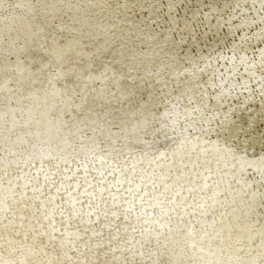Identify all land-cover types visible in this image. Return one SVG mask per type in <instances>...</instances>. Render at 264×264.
<instances>
[{
  "label": "bare ground",
  "instance_id": "obj_1",
  "mask_svg": "<svg viewBox=\"0 0 264 264\" xmlns=\"http://www.w3.org/2000/svg\"><path fill=\"white\" fill-rule=\"evenodd\" d=\"M18 1L0 5L5 9L0 13V150L5 149L0 151V264H119L137 258L143 239L157 242L168 227L178 232L177 223L188 237L159 264L255 261L259 250L247 245L251 240L261 245L264 239L259 195L264 189L245 174L240 176L248 185L239 194L240 184L229 173L221 175L222 188L217 189L216 154L211 156L208 148L213 153L218 144L204 146L205 132L193 127L204 126L194 117L206 110L205 104L217 105L215 99L232 106L235 125L236 119L253 115L249 104L241 102L247 83L257 86L264 79V64L255 61L264 40L249 45L254 40L245 31L264 34V26L249 24L259 11L247 8L252 0H119L106 20L82 14L56 19L60 7L51 1L64 7L70 0ZM129 20L142 21L134 25ZM152 29L165 36L155 35L160 39L153 41ZM63 34L65 41H56ZM118 37L122 43L116 46ZM137 54L140 61L134 60ZM148 56L152 69L143 59ZM219 60L221 69L214 66ZM142 62L139 74L128 72ZM162 67L173 71L161 74ZM164 81L165 92L178 88L185 93L178 108L173 107L176 93L166 104L162 101ZM177 113L178 128L172 125ZM183 129L195 134H181ZM101 139H108L107 146ZM114 141L122 144L114 148ZM183 154L188 160L189 155L199 157L193 166L201 171L204 187L189 197L177 196L178 180L189 171ZM155 180L160 184L152 185ZM149 206L158 211H148ZM228 206L231 211L225 210ZM85 231L99 235L96 244ZM155 247L165 251L164 244ZM156 259L148 264H158Z\"/></svg>",
  "mask_w": 264,
  "mask_h": 264
},
{
  "label": "rangeland",
  "instance_id": "obj_2",
  "mask_svg": "<svg viewBox=\"0 0 264 264\" xmlns=\"http://www.w3.org/2000/svg\"><path fill=\"white\" fill-rule=\"evenodd\" d=\"M15 2H19L18 0H14ZM91 1V2H90ZM104 1V2H103ZM107 1H109V2H107ZM113 1V2H112ZM117 1V2H116ZM209 1H215V0H209ZM258 1V2H257ZM252 0L249 4H247V8H249V6L251 7V8H254L255 6V8H258V10L260 11H258V12H254V14H255V16L252 18V19H249V21H250V23L249 24H253V25H256L257 23H259V26H264L263 25V23H264V0H262V1H260V0ZM87 2V3H86ZM111 2V3H110ZM213 2H211V3H213ZM21 3V2H20ZM51 3L52 4H54V5H57V4H59V7L60 8H58L57 9V12L58 13H56V11H54L55 12V14H56V19H58V18H63V17H61V16H65V17H71L70 15H72V16H76V17H82V16H91V17H95V18H97V19H103V20H106L107 18H108V16L109 15H111V14H114L113 13V11L116 9L115 8V6L119 3V0H87V1H83V0H70V2H68L66 5H64V7H62L61 5H60V3H57V2H52L51 1ZM65 3V2H64ZM94 3V4H93ZM258 3V4H257ZM24 4V3H23ZM110 4V5H109ZM45 5V4H44ZM96 5V6H95ZM98 5V6H97ZM122 5V6H121ZM121 5H120V7H121V9H122V7H126L125 6V2L123 1L122 3H121ZM90 6V7H89ZM101 6V7H100ZM73 7V8H72ZM254 8V9H255ZM256 10V9H255ZM79 11H82V12H79ZM89 11H91L92 13L89 15ZM99 11H101V12H99ZM112 11V12H111ZM132 10H129V12H131ZM153 11H156V9H154ZM41 12H47V11H42L41 10ZM105 12V13H104ZM0 13L1 14H5V9H0ZM95 13V14H94ZM106 13H108V14H106ZM121 13V12H120ZM262 13V14H261ZM81 14H82V16H81ZM93 14V15H92ZM102 14V15H101ZM130 14V13H129ZM120 17L121 16H123V18H125V19H128L129 17H127L126 18V16H124V15H119ZM130 16V15H129ZM49 17V16H48ZM51 20H53L51 17H49ZM115 18V17H114ZM260 18V19H259ZM153 21L152 22H150V25L149 26H151V25H153L154 23H155V16H154V19H152ZM126 21V20H125ZM124 21V22H125ZM130 22H132V24H134L135 25V23L137 22V21H142V20H135V22L134 21H131V20H129ZM145 21H147V20H145ZM253 21V22H252ZM255 22V23H254ZM262 25H261V24ZM65 23H63V25H64ZM129 25V24H128ZM133 25V26H134ZM129 26H131V25H129ZM166 26V25H165ZM172 29V28H171ZM156 29H152V33H151V35L149 36L151 39H153V41H156V40H158V39H160L161 37H163V36H165L164 34H161V32L163 31H161V32H156L155 31ZM246 31V33H249V34H251V40H254V42H251L249 45H252V44H254V43H257L258 44V46H260V41H261V39H262V41L264 40V38H262V35H264V34H262L261 32H259V31H257V30H245ZM166 32H167V30H166ZM158 33H160V36L158 35ZM253 33V34H252ZM153 34V35H152ZM257 34V35H256ZM155 35L156 36H158V37H160V38H153V37H155ZM261 35V36H260ZM66 37H67V35H64L63 34V37H61V38H59L58 40H56V41H59V43H61V42H64L65 41V39H66ZM121 38H122V36H120ZM120 37H118V40L117 41H115V45L117 46H119L120 45ZM146 38V37H145ZM40 39L41 40H43L42 39V36L40 37ZM53 39H54V37H53ZM84 39V38H83ZM124 39V38H123ZM256 39H258L257 41H256ZM54 42H56L55 40H53ZM83 41H85V40H83ZM148 41H150V40H148ZM261 41V42H262ZM118 43V44H117ZM122 43V42H121ZM44 44V43H43ZM256 44V45H257ZM53 45H56V44H53ZM122 45V44H121ZM215 45V44H214ZM31 46H34L33 45V43L31 44ZM30 46V47H31ZM218 46H219V44H218ZM56 46H53V48H55ZM226 47H228V45L226 46ZM123 48V47H122ZM125 48V47H124ZM112 49H115L114 47L112 48ZM119 49H121V48H119ZM116 51H114L115 53H117V49H115ZM218 50H220V48L218 47L217 48V52H218ZM216 53V52H215ZM219 53V52H218ZM221 54V51H220V53H219V55ZM216 55V54H215ZM223 55H225V56H227L228 55V53H226V52H224L223 53ZM219 57V56H218ZM150 58H152V56L150 57V56H148V57H144L143 59H145V60H147L148 61V63L146 64V68L148 67V68H150L151 67V69L153 68V66H154V64L153 65H151L150 64V62L151 61H149L150 60ZM157 58H159V57H157ZM225 58V57H224ZM230 59H231V56L229 57ZM257 58L258 59H256L255 61L256 62H258L257 63V65H259V64H264V47H263V49L261 50V52H260V54H259V56H257ZM134 60H139L140 61V59H139V54H137L136 55V57L134 58ZM152 60V59H151ZM132 61V60H131ZM138 61V62H139ZM164 61V60H163ZM253 61V60H252ZM222 61L221 60H219L218 62H215L214 63V66L215 67H219L220 69H221V67L220 66H222L220 63H221ZM143 63V62H142ZM137 64V65H136ZM143 65L144 66H142V64H139V63H135L134 65H133V67L131 68V69H127V70H129L128 72H130L131 70H134V72H136V73H138L139 74V72L140 71H142V69H144L145 68V64L143 63ZM149 65V66H148ZM207 66V65H206ZM260 66H263V65H260ZM143 67V68H142ZM213 67V66H212ZM246 67V66H245ZM163 68V70H161L159 73H161V74H163V73H166V75H168V71H169V73H170V71H173V70H170V69H168L167 67L165 68V67H162ZM211 67H209V68H206V69H203L202 70V72L200 73H198V74H204V72H207V70L208 69H210ZM222 69H226V68H222ZM150 70V69H149ZM176 71V70H175ZM174 71V72H175ZM174 72H173V74H174ZM134 74V75H137V74ZM158 73V74H159ZM261 74H264V70L262 71V73H260V75ZM258 75V74H257ZM159 76H161V75H159ZM197 76V75H196ZM199 76V75H198ZM238 76H239V74H238ZM202 77V76H201ZM206 77L207 76H205V79H203V82H205V80H206ZM135 81V80H134ZM216 81V80H215ZM214 81V82H215ZM262 81V80H261ZM157 82V81H156ZM259 83V82H258ZM186 84V83H185ZM213 84V83H212ZM218 84V83H217ZM216 84V85H217ZM236 84H238V82L236 83ZM235 84V85H236ZM181 85H183V84H181ZM237 86V85H236ZM247 86V87H246ZM245 86V91L243 90L244 88V85L239 89V92H242V91H244V94L245 95H243V99L241 100V102L243 101V102H246V104H249V106H248V108L250 109L249 111H251V112H253L252 114L253 115H251V117H250V119H248L249 118V116H248V118L247 119H239V120H237L236 119V123H238V125H235V124H233V121H232V118H233V108H232V106L231 105H224L225 103H221L220 102V99H215L214 100V104H217V105H211L210 103H208V104H205V109L206 110H200L198 113H197V115L194 117L195 118V120L194 121H198V120H202V121H204V126H202V125H200V124H197V123H194L193 124V127H194V129H196V130H198V129H201V128H203L204 129V131H200V133L202 132V133H204V135L202 136V140H203V145L204 146H206V145H208L209 146V144H212L213 146H215L216 144H218V145H216L217 147H215V149H216V151L215 152H211L212 150H213V148H211L210 149V147L208 148V150H209V153L211 154V156H213L214 154H216V156H214L213 157V161H214V166L216 167V169H217V172L219 173V178H218V181H219V185H218V187H217V189H221L222 188V186H221V182H222V180H223V174L225 173V174H227V173H229L231 176L230 177H232L235 181H237L240 185H239V187H238V189H239V194H242L244 191L243 190H245L246 188H247V186H245V184L246 185H248L247 184V182H244L245 181V177H241L240 175H244L245 176V174H247L248 176H252V177H254L253 179H252V181H257L259 184H257L258 185V190H260L261 188H263L264 189V186H262V183H264V182H262V179H261V181L260 180H258L259 178L258 177H261L262 178V176H261V172L262 171H264V145H262V142H261V140H260V134L261 133H264V85H262V83H260L259 85H257V86H255V85H252V86H254V87H252L251 86V83H247V85ZM235 88H237V87H235ZM246 88H247V90H246ZM200 89V88H199ZM198 90V88L196 89V91ZM194 92L193 93H195L196 91L195 90H193ZM192 92V91H191ZM245 92H247V93H245ZM49 95H51V94H49ZM50 97V96H49ZM77 97V96H76ZM74 98V97H73ZM154 97L153 96H151L150 97V99L147 101V102H150L152 99H153ZM41 105V104H40ZM153 105V104H152ZM152 105H150V103H149V108H152V109H154V108H156V107H152ZM184 105V104H183ZM182 105V106H183ZM43 106V105H42ZM34 107H36V106H34ZM198 107V106H197ZM196 107V108H197ZM115 108V107H114ZM114 108H112V109H114ZM151 109V110H152ZM137 110V109H136ZM203 111L205 112V113H203ZM141 112V111H140ZM152 112H154V111H152ZM66 113H68V112H65V114ZM79 113H82L83 115H84V113H85V111H82V112H80V111H78V114ZM203 115H206V114H208V117H209V119L207 118V117H205V116H203ZM212 113V114H211ZM215 113V114H214ZM85 114H87V113H85ZM82 115V116H83ZM250 115V114H249ZM86 116H88V115H86ZM86 116H83V117H86ZM199 116V117H198ZM197 117V118H196ZM205 121H211L212 123H211V126L208 124V123H206ZM222 121H227V122H229V123H232L233 125H235V127L239 130V135H238V138H236L233 142H232V147L234 148V149H236L234 152H228V151H226L225 150V148H224V145H223V141L221 140L220 142H218L217 141V136L215 135V132H214V130H209L210 129V127H211V129H214L215 128V125L217 124V123H219V122H222ZM2 125V124H1ZM8 126V125H7ZM7 126H5V127H7ZM105 126H108L109 128H113V126H114V124H112V123H108V124H106ZM85 127V126H84ZM83 126H81V128H84ZM189 128H192L191 126H188ZM205 127V128H204ZM194 129H190L189 131H187L188 133H192L193 135L195 134L194 133ZM83 130H85V131H89V128L87 127L86 129H83ZM148 130V128L147 129H145V131H147ZM199 131V130H198ZM187 132H185V133H187ZM184 133V134H185ZM207 135H208V138H207ZM183 136H186V135H183ZM182 138H184V137H182ZM197 140H199V139H201V138H196ZM69 142H70V140H68ZM100 142H102V145H103V147H105V145L107 146V144H108V139H101V140H99ZM122 143H121V141H114V144L112 145L114 148H117L116 146H119V145H121ZM256 144H258L257 146H256ZM262 147V148H256V147ZM51 147H55V148H58L59 146L58 145H54V144H51ZM252 148H253V152L255 153V155H254V161H251V160H253V159H251V158H253L252 156H250V155H252V153L253 152H251V150H252ZM12 149H15V148H12ZM3 150H5L3 147H2V150H0L1 152L3 151ZM7 151H11V149H9L8 148V150ZM185 153H186V151H184ZM249 152H251V153H249ZM146 154V153H145ZM143 155V157L141 158V159H144V157H146V155ZM148 154V153H147ZM242 154V155H241ZM20 155H24V154H20ZM1 156V155H0ZM140 156V155H139ZM234 156H236L235 157V160H232L233 159V157ZM239 156V157H238ZM176 157H180V155H178V156H176ZM181 157L183 158V160H184V162H183V165L186 167V168H188L189 169V171L188 170H186L185 172H183V174L185 173L186 175L184 176L183 175V177L181 178V179H179L178 181V185L177 186H179V188H180V190H181V193H179L177 196H183V195H186V196H190L191 194H196V193H198V192H200V190L201 189H204V187L203 186H201V175H200V173H201V171H199V170H197L196 168H195V166H193V163H194V161L195 160H198L199 159V157L197 156V155H195V156H192V155H189V160H188V156L186 155V154H183V155H181ZM229 158V160H231V162H229V161H227V159ZM150 159V158H149ZM226 159V160H225ZM145 160H147V158H145ZM153 161L155 160V159H152ZM176 160H178L177 158H176ZM188 161V162H187ZM256 162H258L259 163V166H257L256 167V164L258 165V163H256ZM3 163L4 162H2V165H3ZM151 163V162H150ZM5 164V163H4ZM172 166H176V164H174V165H172ZM236 167H238V168H236ZM242 170V171H241ZM248 170H252V171H248ZM243 171H245L244 173H243ZM189 172V175H187V173ZM236 172V173H235ZM250 174V175H249ZM221 175H223L222 177H221ZM238 176V177H237ZM159 177H160V174H159ZM218 177V176H217ZM199 178H200V181H199ZM153 179H155V178H153ZM149 180H152V179H149ZM251 180V179H250ZM158 182H160V183H162V181H161V177H160V179L158 180ZM256 182V183H257ZM151 183H152V185H158V184H160V183H157L156 182V180L155 181H151ZM157 183V184H156ZM245 183V184H244ZM171 184L170 183H168V182H165L164 183V185L163 186H165V187H169ZM175 185V184H174ZM114 188L115 189H117L115 186H114ZM174 189V188H173ZM173 189H170L171 191L173 190ZM118 190V189H117ZM150 191H152V190H150ZM261 191H263L264 192V190H261ZM220 201H218L217 202V204H220L219 203ZM232 202H235V201H232ZM60 203V202H59ZM97 204H98V202H96ZM221 203H223V202H221ZM117 204V203H116ZM231 204L233 205L234 203H228V205L229 206H231ZM225 205V204H224ZM227 207V208H225V210H228V211H231L232 209H231V207ZM149 207H151V208H149V209H147L148 211H158V208H152V206H149ZM170 206H168V208H169ZM172 207H175V206H173L172 205ZM157 209V210H156ZM141 213V212H140ZM263 218H264V207H263ZM137 219H138V217H137ZM69 221H71V219H68ZM109 220H111V217L109 218ZM113 221H114V218L112 219ZM110 221L111 223H113V221ZM138 221H139V219H138ZM48 222V221H47ZM99 222H101V223H103V222H109L108 220H105V221H99ZM178 222H180V221H178ZM49 224H50V222H48ZM110 223V224H111ZM93 224V223H92ZM128 224H132V223H128ZM127 224V225H128ZM140 225V224H139ZM175 225L177 226V227H180V228H178V232H176L175 230H172V228H169L168 227V229H165L164 231L162 230V235H160L159 237H158V241L157 242H153V241H148V240H144L143 239V237H141V238H138L137 239V241L139 242V239L141 240V239H143L141 242H140V244H142L143 245V248H141V251L138 249V251L137 250H135L136 251V253L138 254L137 255V258H135V260H134V258L133 259H131V260H124V262H120L119 264H138L137 263V259H139L138 257H140L141 256V258L140 259H142L143 260V264H148V263H150L151 261L150 260H152V258H157L156 260H157V262H158V264L160 263V262H167V260H168V258H170V255L173 253V252H171L173 249L175 250V248L177 247V246H180L183 242H185V239L188 237V231H184V229L182 228V223H177V224H174V227H175ZM263 225H264V221H263ZM131 227H132V225H130ZM141 227H140V230H141V232L143 233V231L145 232V229H144V226L143 225H140ZM159 229V228H158ZM159 231H160V229H159ZM32 232H33V230H32ZM86 233H85V237H86V235H90L89 237L91 238L90 239V241H94L95 242V244H96V238L97 237H99V235L97 236V233L96 232H94V231H85ZM155 232H157V230H155L154 229V231L152 232V233H155ZM34 233V232H33ZM43 233H45V232H42V234L41 235H43ZM95 236V237H94ZM101 237V236H100ZM103 237V236H102ZM160 239V240H159ZM256 240V239H255ZM137 242V243H138ZM163 242V243H162ZM254 242V243H253ZM249 243H250V245H249ZM156 244H160V246L162 245V247H163V244H164V248H165V251H159L158 252V249L155 247L156 246ZM180 244V245H179ZM97 247H99L100 245H96ZM167 246V247H166ZM249 248H254V247H256V248H258V250H259V252H258V254H256L257 255V259L255 260V261H245V262H238L239 264H264V239H263V242H262V244L261 245H257V243L254 241V240H251L250 242H248V245H247ZM91 248V247H90ZM157 249V250H156ZM143 250V251H142ZM168 250V251H167ZM157 251V252H156ZM139 252H141V255H140V253ZM152 252H153V254H152ZM165 253V254H162V253ZM167 252H170L171 254H169V253H167ZM135 253V252H134ZM158 253H160V255L158 254ZM100 254H102V253H100ZM146 254H148V256H146L145 257V255ZM158 254V255H157ZM166 255L165 257L164 256H162V255ZM160 257H161V259H160ZM146 258H148V259H146ZM164 258L166 259V260H164ZM159 259V260H158ZM262 261V262H261ZM231 263V262H230ZM219 264V263H218ZM221 264V263H220ZM226 264H228V263H226ZM232 264V263H231Z\"/></svg>",
  "mask_w": 264,
  "mask_h": 264
},
{
  "label": "snow or ice",
  "instance_id": "obj_3",
  "mask_svg": "<svg viewBox=\"0 0 264 264\" xmlns=\"http://www.w3.org/2000/svg\"><path fill=\"white\" fill-rule=\"evenodd\" d=\"M0 5H3V0H0ZM224 74L221 73L220 75V79H223ZM160 82V81H158ZM262 85H264V79H262L261 81ZM168 87V84L166 81L161 82V89H160V96L162 101L166 104L167 100L169 98H171L172 93H176V97H175V101H173V107L174 108H178L179 107V102L183 100L185 93L180 91L178 88H174L172 89V92H165L164 89ZM205 87H207V85H205ZM213 88H215V84H213ZM219 98V96L217 97ZM191 102V100H190ZM180 115L179 113L176 114V119H174L172 121V125L174 127H179L178 121L180 119ZM206 123H208L211 126V121H205ZM147 127V125H146ZM163 127H167V125L162 126V129L160 131H163ZM199 131H204L203 128L198 129ZM209 130H214L215 135L217 136V141L220 142L221 140L223 141V145L226 151L228 152H234L236 149H234L232 147V142L238 138L239 135V130L235 127V125H233L232 123H229L227 121H222L219 122L215 125L214 129H210ZM187 129H183L181 131V134H183V132H186ZM159 134V133H157ZM260 140L262 142V145H264V133L260 134ZM261 176H262V182H264V171L261 172ZM262 186H264V183H262ZM260 198H261V203L264 204V192L259 193Z\"/></svg>",
  "mask_w": 264,
  "mask_h": 264
}]
</instances>
